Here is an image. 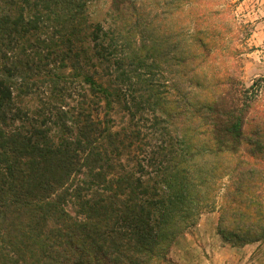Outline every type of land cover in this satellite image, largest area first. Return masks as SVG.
Wrapping results in <instances>:
<instances>
[{
  "label": "trees",
  "instance_id": "obj_1",
  "mask_svg": "<svg viewBox=\"0 0 264 264\" xmlns=\"http://www.w3.org/2000/svg\"><path fill=\"white\" fill-rule=\"evenodd\" d=\"M238 25L217 0H0V264H173L205 213L264 244Z\"/></svg>",
  "mask_w": 264,
  "mask_h": 264
},
{
  "label": "rangeland",
  "instance_id": "obj_2",
  "mask_svg": "<svg viewBox=\"0 0 264 264\" xmlns=\"http://www.w3.org/2000/svg\"><path fill=\"white\" fill-rule=\"evenodd\" d=\"M236 17L240 35L235 43L241 53L237 65L245 88L260 80L264 89V0H217ZM225 7V6H224ZM104 14L105 5L98 7ZM237 33V34H238ZM72 103V102H71ZM217 213H205L197 225L188 228L175 242L170 257L173 264H264V244L231 248L217 234Z\"/></svg>",
  "mask_w": 264,
  "mask_h": 264
}]
</instances>
